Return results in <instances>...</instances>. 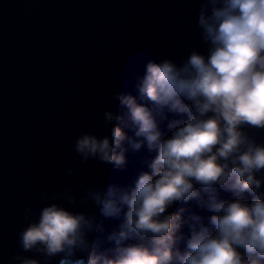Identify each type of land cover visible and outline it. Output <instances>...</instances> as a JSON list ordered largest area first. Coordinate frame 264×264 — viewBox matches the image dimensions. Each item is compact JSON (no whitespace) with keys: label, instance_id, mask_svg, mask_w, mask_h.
I'll list each match as a JSON object with an SVG mask.
<instances>
[{"label":"clouds","instance_id":"clouds-1","mask_svg":"<svg viewBox=\"0 0 264 264\" xmlns=\"http://www.w3.org/2000/svg\"><path fill=\"white\" fill-rule=\"evenodd\" d=\"M195 15L200 43L149 59L113 93L105 134L72 145L117 172L142 154L141 170L42 192L2 264H264V0H199Z\"/></svg>","mask_w":264,"mask_h":264},{"label":"water","instance_id":"water-1","mask_svg":"<svg viewBox=\"0 0 264 264\" xmlns=\"http://www.w3.org/2000/svg\"><path fill=\"white\" fill-rule=\"evenodd\" d=\"M199 0H0V264L18 252L25 208L41 193L129 183L143 167L130 154L117 172L77 163L81 132L104 135L149 59L179 60L200 43ZM75 167L67 176L64 167ZM109 230L114 222H106ZM31 255V254H28Z\"/></svg>","mask_w":264,"mask_h":264}]
</instances>
